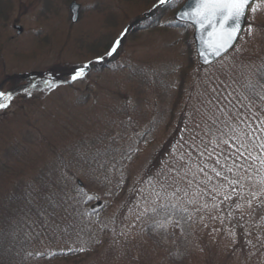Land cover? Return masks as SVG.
I'll return each mask as SVG.
<instances>
[{
    "label": "rangeland",
    "instance_id": "1",
    "mask_svg": "<svg viewBox=\"0 0 264 264\" xmlns=\"http://www.w3.org/2000/svg\"><path fill=\"white\" fill-rule=\"evenodd\" d=\"M186 1L175 0L174 4L158 9L153 8L158 0L3 1L0 91L7 93L13 88L16 92L9 107L0 110V134L14 138L19 129L17 124L26 129L38 121L47 135L37 136L46 139L52 147L34 146L33 170L27 176L58 160L64 163L61 169L65 174L72 175L66 178V183H71L74 196L75 186L80 182L81 192L97 197L86 203L71 200V208L79 204L73 214L78 222L76 228L53 239H42L39 256V252H60L64 256L27 264H264V204H260L264 196L251 195L262 187L259 181L264 178V169L259 161H247L246 166L255 164L248 172L240 170L248 177L243 181V198L233 194L232 200L219 203L223 197L217 196L215 203H219V208L211 207L214 201L204 192L193 196L197 191L195 183L189 188L183 181L180 187L189 196L180 192L176 197L152 202L155 192L161 190L155 183L159 179L157 172H167L178 163L169 153L174 146L179 148V140L175 138L166 147L175 133L188 137L182 130L186 125L191 126L192 114L201 107L203 97L199 93L208 87L209 78L217 84L223 81L226 93L233 92L226 112L217 115H222L226 123H238L237 109L247 113L242 105L249 103L241 96L242 85L248 81V73L242 66L249 65V56L264 52V2H259L257 12L248 15L255 30L251 36L244 32L236 46L239 52L232 50L205 71L191 68L189 58L193 55L188 53L186 41L189 39L193 44V29L178 26L174 20ZM72 2L81 6L76 24L70 20ZM165 6L157 23H153ZM16 26L22 27L21 34ZM125 30L117 53L106 56L109 45ZM98 57L104 59L98 61ZM83 64L90 65L91 74L73 82L64 69ZM51 69L66 74L51 90L31 91L29 97L22 91L27 83L11 86L13 78ZM182 85L180 99L178 87ZM190 97L193 99L186 120L179 124L186 105L180 108L176 102L184 103ZM260 106L264 108L261 104L252 108L257 116L264 115ZM10 138L9 143L14 142ZM164 149L167 151L163 152ZM186 150L187 145L179 148L180 152ZM254 151L260 154L259 149ZM97 152L103 154L101 160L107 161L103 169L91 161ZM206 162L210 167L215 164L213 159ZM191 163L199 165L200 160L193 159ZM24 165L20 166L25 168ZM109 170L120 173V179L123 176L120 187H114L110 180L103 186L106 179L97 172ZM226 175L232 177L231 173ZM210 187V184L200 185V189ZM236 188L241 191L239 185ZM189 199L194 203H188ZM248 201H252L251 207ZM168 202L190 209L193 238L189 245H179L180 224L176 225L173 216L163 220L161 209L152 211L158 204ZM204 203L209 207L202 208ZM237 203L242 207L236 208ZM153 213L155 220H149ZM32 247L38 246L34 243Z\"/></svg>",
    "mask_w": 264,
    "mask_h": 264
},
{
    "label": "snow or ice",
    "instance_id": "2",
    "mask_svg": "<svg viewBox=\"0 0 264 264\" xmlns=\"http://www.w3.org/2000/svg\"><path fill=\"white\" fill-rule=\"evenodd\" d=\"M174 3L175 0H158V3L153 5V8L158 9L162 5ZM253 4H256V0H190L186 8L180 11L179 19L194 26L197 32L201 34L199 42L203 47L198 51V55L204 64L211 65L212 60L210 57L223 58L229 49L240 51L239 48H236L238 39L245 31L251 36L255 30L254 24L250 23L247 18V12L256 13L258 8H260L259 4L250 7ZM124 35H126V30L109 45L105 53L106 56L111 57L117 53V50L122 46ZM97 59L101 61L104 57H98ZM253 67L250 65L242 66L243 70L248 73V83L244 86L248 94L244 95V99L248 100L249 103L242 105L247 108V113H242L237 109L236 120L238 123H226L222 119V115H217V113L223 114L226 112V105L232 103L230 97L233 96V92L226 93L223 81L217 84L209 78L208 87L199 93L203 97L201 107H198L192 114L191 126L186 125L182 130L189 135L186 138L182 134L178 141L179 148H184L187 145V150L180 152L179 148L174 146L169 155L174 156L178 163L169 168L167 172L163 170L157 172L159 179H156L155 183L159 184L161 190L155 192V199L152 201L154 204L169 197H176L177 193L180 192H183L185 197L189 196L188 191L180 187V182L183 181L189 188L193 187L195 183L197 191L193 192V196L204 192L211 196L214 201L211 207L219 208V203L232 200L233 194H238L243 198V181L248 177L244 176L240 170L248 172L255 167L254 163L246 166L247 161H259L260 168L264 169V135H262L264 134V115L257 116L252 111L253 106L257 102L264 105V83L261 82L264 80V60H262L260 67L255 69V71H253ZM89 68V64L74 68L71 80L74 82L78 79H83L87 75ZM257 72L259 73V78L253 83L252 77ZM233 79L235 80V78ZM44 85L46 86L45 90H51L56 86L55 82L48 80L44 81ZM30 87L35 88L36 84L33 83ZM22 91L29 97L32 95L28 88H24ZM14 96L15 93L13 92L0 91V110L9 107ZM262 111H264V108H262ZM196 117H199V119ZM254 149H259L260 154L257 155ZM102 155V153L97 152L91 157V161L100 169H103L107 162L106 160H101ZM126 158L131 159L130 156ZM193 159H199L200 164H192L191 161ZM208 159H213L215 164L210 167L206 162ZM111 167L114 168L115 165L113 164ZM193 169L195 170L193 171ZM226 173H231L232 177H229ZM189 174H191L192 178H189ZM201 176L204 178L201 179ZM61 177L62 179L56 182L57 185L65 183V174L61 173ZM122 181L123 176H121V183ZM220 181H225L226 183H220ZM151 182L150 180L149 183ZM259 182L262 187L259 192L251 193L253 198L264 196V178H261ZM201 184H210L211 187L209 189H200ZM236 185H239L240 192H238ZM117 186L120 187L121 185L118 184ZM81 188L82 186L77 184L75 186V196H73L65 191L64 188H59L58 190L51 181L41 179L39 184L34 182L27 184L24 199L27 204L35 207L41 216H45V213L55 215L56 211L63 208L69 199L77 203H86L97 198L93 194L81 192ZM229 188L231 191L228 190ZM168 189H172V191L169 192ZM136 191L140 192L144 199H147L140 189H136ZM213 193L215 195H212ZM217 196L223 197V200L219 201V203H215ZM77 197H79L78 200L76 199ZM187 202L194 203V200L189 199ZM248 204L251 207L252 201H248ZM260 204H264V201H260ZM166 207L167 205L160 203L152 211L157 212L158 208L163 209ZM172 207L175 208L176 205L173 204ZM201 207L208 208L209 205L204 203ZM235 207L241 208L242 205L237 203ZM49 208L52 209L51 212H49ZM215 218L213 217V219ZM175 223L179 226V221ZM158 226L166 227L165 224H159ZM205 227H207V224H205ZM80 250L82 251L83 249ZM52 255H55V253Z\"/></svg>",
    "mask_w": 264,
    "mask_h": 264
},
{
    "label": "trees",
    "instance_id": "3",
    "mask_svg": "<svg viewBox=\"0 0 264 264\" xmlns=\"http://www.w3.org/2000/svg\"><path fill=\"white\" fill-rule=\"evenodd\" d=\"M3 1L4 0H0V8L5 3ZM166 8L167 7L165 6L160 9V13L153 23H157L158 18L163 14ZM186 43L188 46V53H192L193 55L189 58L190 64L193 65L191 68L195 69L196 67H198L199 70L202 71L209 69L200 67L198 65L192 42L188 39ZM249 58L251 60L248 62V64L250 66H254L253 71H255V69H258L260 67L262 60H264V52L255 53L254 55L249 56ZM76 67H69L64 69V71L66 74H68V76H71L73 69ZM99 70L100 69H97V71ZM66 74H64L60 70L51 69L42 74L13 78L14 82L11 86L13 87V85H17L18 83H27L24 88H28L29 91L44 92L47 91L45 90L46 86L44 85L45 80L55 82V87H57L61 83V77ZM88 75L89 73H87L86 76ZM258 78L259 73L257 72L256 75L252 77V82L255 83L256 79ZM261 82L264 83V80H262ZM33 83L36 84L35 88L30 87V85ZM247 83L248 81H246L242 85L243 93H241V96L243 100H245V102L246 99H244V95L248 93L244 86ZM182 89L183 85L181 87H178V96H180V99V92ZM11 92L15 93L16 90H13L12 88ZM189 99L187 98L184 103H181V100H178L176 102V106L177 104H179L180 108L182 106L185 107L186 105L185 111L181 112L182 114L180 115L179 124L183 125L186 120V116L190 110V103L193 97H190ZM247 102L249 101L247 100ZM257 105H260V103L257 102L256 106ZM259 110L262 114H264L261 106ZM234 112L235 111H233V113ZM231 116L235 115L232 114ZM18 119L19 118L16 115L15 120ZM17 126L19 127V129L17 131V135H13L14 138H10L5 134H0V264H27L29 262H37L47 258L53 259L64 256L63 253L60 252H56L55 255L50 254V252H39V256L37 252L38 250L43 249V238H46L47 240L48 238L53 239L60 233L64 234V232L68 231V229L72 230L76 228V224H78L73 214L79 204L74 206V208H71L69 203L72 199H69L63 208L57 210L55 215H48L47 213H45V216L47 217L46 219L45 216H41L39 214L35 207L26 203L24 199V193L27 184L29 182L39 184L41 179L51 181L54 186L58 188V190L59 188H64V190L71 195H73V193L71 191V183L67 184L66 179L64 184H56L58 180L62 179L61 173L65 174V172L61 169L63 168L64 163L58 162L57 158V161H50L46 167H42L36 173L27 176L28 172L33 170L31 157L33 156L34 146L37 148L39 146H47L51 148L52 146L51 143L46 139L37 136L40 134L42 136L47 135L44 127L42 130L41 125L40 123H38V121L35 124H30L28 127H26V129L22 128L20 124H17ZM180 136L181 132L175 133L166 148H169L175 142V138L177 140H180ZM9 138L13 139L14 142L9 143V141H12L9 140ZM165 151H167V149L163 150V152ZM159 157L161 160L162 155H159ZM59 163H61V167ZM23 164H25V168L20 166ZM97 174L102 179H105V177H107L106 181L103 182V186H105V184L110 180L111 183L113 182V186L116 187L119 184V180H121L119 177L120 173H112L111 170H109L108 172L98 171ZM93 175L96 174L93 173ZM65 177L72 178V175L65 174ZM239 198L240 196L238 197V199ZM166 205V208L161 209L160 212H162V214H160V216H163V220H167L169 217L173 216L174 220L179 221L180 226L177 229L180 230L177 232L178 236L180 237L178 243L180 246L183 243L189 245L188 241L193 238L192 225L190 224L192 221L190 219L189 207H184L185 205H181L178 203V205L173 208V203L170 202H168ZM65 209L67 210L65 211ZM51 211L52 209L49 208V212ZM155 217L156 215L153 213L148 216V219L155 220ZM81 226L78 227V230ZM34 243H36L38 247H32Z\"/></svg>",
    "mask_w": 264,
    "mask_h": 264
},
{
    "label": "water",
    "instance_id": "4",
    "mask_svg": "<svg viewBox=\"0 0 264 264\" xmlns=\"http://www.w3.org/2000/svg\"><path fill=\"white\" fill-rule=\"evenodd\" d=\"M259 1H264V0H256V3L259 2ZM189 2H190V0H188V1L183 5V7L177 12V14L175 15V20H176L177 22H179V23L188 24V25H190V26L194 29V33H193V41H194V44H195L196 54H197V56H198V62H199V64H200L201 66H203V67H208V66L213 65L214 63H216L217 61H219V60L222 59V58H219V57H210V59L212 60L211 65L204 64V63L202 62V60L200 59V57H199V55H198V51L203 47V46L200 44V42H199V41H200V35H201V34H200L199 32H197V30H196V28H195L194 26H192L191 24H189V23H187V22H185V21H181V20L179 19V13H180V11H181V10H184V9L186 8V5H187ZM253 5H254V4H253ZM253 5H250V7L253 6ZM79 10H80V5L77 4L76 2H73V3L70 5V11H71V14H72V23H73V24L76 23V22L78 21V19H79ZM248 14H249V12H247V18H248ZM242 23H243V22H242ZM15 29H17L18 34H21V33L23 32V29H22V27H20V26H16ZM243 34H244V33H243ZM243 34H242V36H243ZM242 36H241V37H242ZM241 37L238 39V42L240 41ZM238 42H237V44H238ZM237 44H236V46H237ZM232 50H233V49H229V51H228L224 56H226L227 54H229ZM224 56H223V57H224ZM80 185H81V183H80Z\"/></svg>",
    "mask_w": 264,
    "mask_h": 264
}]
</instances>
